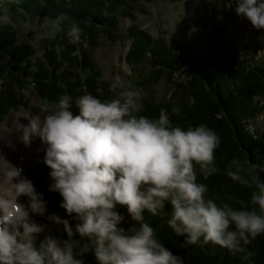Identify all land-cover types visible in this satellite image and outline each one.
Here are the masks:
<instances>
[{
    "label": "clouds",
    "instance_id": "obj_1",
    "mask_svg": "<svg viewBox=\"0 0 264 264\" xmlns=\"http://www.w3.org/2000/svg\"><path fill=\"white\" fill-rule=\"evenodd\" d=\"M225 6L254 29H264V0H227ZM65 20L64 14L45 18L40 37H53ZM80 32L75 22L67 26L71 42ZM86 75L81 73L80 79ZM110 89H119L110 99L85 93L73 100L62 94L52 102L45 99L39 115L21 113L27 124L15 123L20 142L27 146L38 137L47 145L43 162L50 169L48 190L60 195L59 207L78 223L70 227L68 220L48 214L46 219L61 225L66 239L45 238L35 247L42 228L30 221L29 213L44 215L47 202L0 155V264H82L79 257L89 250L98 264H183L145 222V212L165 215V204L170 206L165 223L184 238L183 246L210 243L230 254L245 252L243 246L264 233V182L250 195L255 209L218 205L206 196L207 185L197 182V173L206 179L216 172L213 153L219 136L204 124L186 129L173 125L165 109L158 118L138 115L143 90L119 76ZM241 171L240 161L233 158L225 174L246 184ZM21 196L27 198L26 207L17 202ZM116 205L126 206L139 227H118L123 217L114 211Z\"/></svg>",
    "mask_w": 264,
    "mask_h": 264
},
{
    "label": "trees",
    "instance_id": "obj_2",
    "mask_svg": "<svg viewBox=\"0 0 264 264\" xmlns=\"http://www.w3.org/2000/svg\"><path fill=\"white\" fill-rule=\"evenodd\" d=\"M1 2L3 5L0 7L18 14L23 20L44 21L45 18L55 19L60 14H64L67 20L62 23L60 32L43 40L42 58L35 57L36 51L30 45L24 42L18 44V33L12 31L10 26H0V116L5 108L20 102L15 100L10 88L22 89L28 77L32 78L42 103L45 99L48 102L55 101L62 94L74 100L88 93L105 100L119 91L111 90L108 83L98 82L93 56L101 34L114 43L120 39L117 34L119 19L134 21L132 13L137 6L135 0ZM123 8L127 14L121 11ZM70 22H75L81 30L80 38L75 42H71L66 35ZM125 38L131 40L126 61L133 66L145 61L153 70L151 78H144L134 84L143 90L140 101L143 109L138 115L158 118L159 110L165 109L170 122L182 129L200 124L212 129L220 138V144L213 153L216 172L206 179L198 172L197 182L207 185L206 196L213 198L218 205L226 203L235 209H255L257 206L250 204L249 199L256 190V184L264 182V121L261 128L254 126L255 129L252 125L264 114V64L255 65L238 54H230L217 63L208 56L194 54L185 45L180 46L178 52L162 37L153 38L135 25L126 29ZM21 63H26L23 68ZM84 72L87 73L86 78L81 80L80 74ZM18 73H21V78H18ZM159 78H164L173 86V90L167 99L155 101L150 94ZM173 108L179 109V113H174ZM71 110L75 114V105ZM233 158L240 161L241 177L246 184L233 182L225 174ZM252 165L256 167L252 168ZM45 168L46 165L42 163L25 170L26 178L47 202L44 218L54 213L68 220L72 227L78 221L59 207L62 202L60 195L48 190L52 181L50 169ZM114 211L123 217L118 227L125 231L134 226L139 227L131 219L126 206L116 205ZM168 211L170 206L165 204V215L151 216L147 212L143 215L145 222L156 230V237L162 246L178 256L183 264H264V233L243 246V253L230 254L210 243L183 246L184 238L177 237L165 223ZM64 239L66 234L60 225L59 241ZM73 239L79 240L80 237L74 233ZM76 250L74 248V252ZM248 253L250 255L245 259ZM79 259L82 264H98L91 250Z\"/></svg>",
    "mask_w": 264,
    "mask_h": 264
},
{
    "label": "rangeland",
    "instance_id": "obj_3",
    "mask_svg": "<svg viewBox=\"0 0 264 264\" xmlns=\"http://www.w3.org/2000/svg\"><path fill=\"white\" fill-rule=\"evenodd\" d=\"M1 1L0 5H3ZM135 1L137 6L132 13L134 21L131 22L128 18L119 19L117 28L119 40L111 43L104 34L100 35L99 45L93 56L99 83L111 84L113 78L119 76L125 84L134 86L144 78L148 79L153 76L152 68L145 61L139 66H133L132 63L126 61L131 40L125 38V31L131 25L147 31L153 38L162 37L178 52H180V46L185 45L194 54L208 56L217 63L230 54H238L240 58L249 59L255 65L264 64V29H254L249 21L238 17L232 8L225 6L227 0ZM3 8V6L0 7V26H10L12 31L18 33V44L24 42L30 45L36 51L35 57L42 58L43 40L46 38H41L39 34L42 31L43 20H23L18 14H12ZM121 11L127 12L125 8ZM25 64L21 63L20 66L23 68ZM20 74H17L18 78L22 77ZM27 81L22 89L10 88L12 89L10 92L15 95V100L20 102L8 109L5 108L0 116V155L7 162L19 168L24 177H26L25 170L32 165L44 164L47 147L38 137L33 138L25 146L20 142L21 133L15 127L16 122L21 125L27 124L26 120L20 119L21 113L40 114L43 100L34 88L32 78L28 77ZM172 90L171 84L167 83L164 78H159L153 85L150 95L155 101H162L168 98ZM263 121L264 114L254 121L252 127L261 128ZM46 168L48 169L47 166ZM17 202L27 206L26 197H19ZM29 219L42 228L35 238V247H38L45 238L59 241V224L46 220L44 215L29 213Z\"/></svg>",
    "mask_w": 264,
    "mask_h": 264
}]
</instances>
